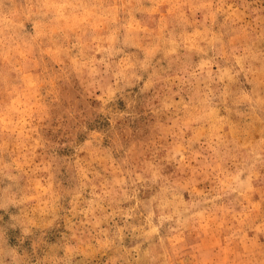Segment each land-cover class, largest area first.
<instances>
[{
  "label": "rangeland",
  "instance_id": "obj_1",
  "mask_svg": "<svg viewBox=\"0 0 264 264\" xmlns=\"http://www.w3.org/2000/svg\"><path fill=\"white\" fill-rule=\"evenodd\" d=\"M0 264H264V0H0Z\"/></svg>",
  "mask_w": 264,
  "mask_h": 264
}]
</instances>
